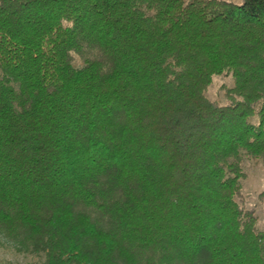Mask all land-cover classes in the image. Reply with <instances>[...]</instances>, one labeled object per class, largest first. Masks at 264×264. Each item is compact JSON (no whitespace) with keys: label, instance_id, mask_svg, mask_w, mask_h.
I'll return each instance as SVG.
<instances>
[{"label":"trees","instance_id":"trees-1","mask_svg":"<svg viewBox=\"0 0 264 264\" xmlns=\"http://www.w3.org/2000/svg\"><path fill=\"white\" fill-rule=\"evenodd\" d=\"M245 156L264 0H0V235L34 264H264Z\"/></svg>","mask_w":264,"mask_h":264},{"label":"rangeland","instance_id":"rangeland-1","mask_svg":"<svg viewBox=\"0 0 264 264\" xmlns=\"http://www.w3.org/2000/svg\"><path fill=\"white\" fill-rule=\"evenodd\" d=\"M77 65V62H75ZM232 85L230 75L214 76L208 86L206 96L222 103L225 102L224 87ZM242 203L246 208H254L258 216V227L264 225V199L258 197L264 189V163L259 160L243 157ZM29 256L16 248L0 235V264H34Z\"/></svg>","mask_w":264,"mask_h":264}]
</instances>
